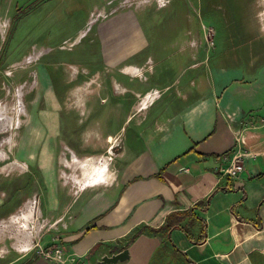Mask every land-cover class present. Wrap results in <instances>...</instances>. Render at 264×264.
I'll return each instance as SVG.
<instances>
[{
    "label": "rangeland",
    "instance_id": "374dc122",
    "mask_svg": "<svg viewBox=\"0 0 264 264\" xmlns=\"http://www.w3.org/2000/svg\"><path fill=\"white\" fill-rule=\"evenodd\" d=\"M224 56L264 64V0H0V253L14 227L50 252L57 198L92 194L99 162L112 182L123 140Z\"/></svg>",
    "mask_w": 264,
    "mask_h": 264
},
{
    "label": "crops",
    "instance_id": "0c3cea01",
    "mask_svg": "<svg viewBox=\"0 0 264 264\" xmlns=\"http://www.w3.org/2000/svg\"><path fill=\"white\" fill-rule=\"evenodd\" d=\"M224 61L206 64L186 101L151 134L136 127L123 140L112 182L104 184L112 174L99 162L92 178L105 166L98 178L105 179L77 193L92 194L68 208L57 198L56 237L67 264H97L124 249L129 257L120 264H264V64ZM249 117L256 127L247 132L243 170L231 179L220 170L235 150L234 130ZM17 229L0 264H52L28 252L32 236Z\"/></svg>",
    "mask_w": 264,
    "mask_h": 264
},
{
    "label": "built area",
    "instance_id": "2783aa9c",
    "mask_svg": "<svg viewBox=\"0 0 264 264\" xmlns=\"http://www.w3.org/2000/svg\"><path fill=\"white\" fill-rule=\"evenodd\" d=\"M261 126H264V119L260 120ZM255 121L253 117H249L245 120L236 130L233 132L235 141V150L226 155V159H229V164L220 170L221 175L234 179L243 170V158L246 155L244 148L247 144V132L255 129ZM54 247L50 252H40V255L48 260L52 264H67L69 260L65 255L62 247L58 244V238L54 239ZM71 262V261H69ZM73 264V262H71Z\"/></svg>",
    "mask_w": 264,
    "mask_h": 264
},
{
    "label": "water",
    "instance_id": "95a60500",
    "mask_svg": "<svg viewBox=\"0 0 264 264\" xmlns=\"http://www.w3.org/2000/svg\"><path fill=\"white\" fill-rule=\"evenodd\" d=\"M128 250L124 249L111 256H103L97 264H120L128 260Z\"/></svg>",
    "mask_w": 264,
    "mask_h": 264
},
{
    "label": "trees",
    "instance_id": "16d2710c",
    "mask_svg": "<svg viewBox=\"0 0 264 264\" xmlns=\"http://www.w3.org/2000/svg\"><path fill=\"white\" fill-rule=\"evenodd\" d=\"M170 229H171V227L169 225H165L164 228H162V231H167V230H170ZM160 232H161L160 229L153 231L154 234H158ZM139 234H140V232L138 231L136 234H134L131 237L130 241H132L133 239H135Z\"/></svg>",
    "mask_w": 264,
    "mask_h": 264
},
{
    "label": "bare ground",
    "instance_id": "6f19581e",
    "mask_svg": "<svg viewBox=\"0 0 264 264\" xmlns=\"http://www.w3.org/2000/svg\"><path fill=\"white\" fill-rule=\"evenodd\" d=\"M86 169H88V168H86ZM100 174V173H99ZM97 175V174H96Z\"/></svg>",
    "mask_w": 264,
    "mask_h": 264
}]
</instances>
